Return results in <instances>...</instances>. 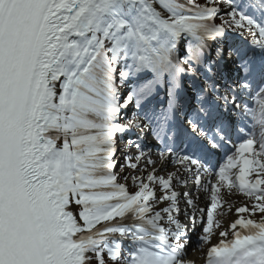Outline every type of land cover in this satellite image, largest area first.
Listing matches in <instances>:
<instances>
[{
	"label": "snow or ice",
	"instance_id": "6c2138e0",
	"mask_svg": "<svg viewBox=\"0 0 264 264\" xmlns=\"http://www.w3.org/2000/svg\"><path fill=\"white\" fill-rule=\"evenodd\" d=\"M0 264H264V0H0Z\"/></svg>",
	"mask_w": 264,
	"mask_h": 264
},
{
	"label": "rangeland",
	"instance_id": "374dc122",
	"mask_svg": "<svg viewBox=\"0 0 264 264\" xmlns=\"http://www.w3.org/2000/svg\"><path fill=\"white\" fill-rule=\"evenodd\" d=\"M242 202H243V197L236 196L232 198V203L235 204L236 206L240 205V203ZM228 219H232L231 216Z\"/></svg>",
	"mask_w": 264,
	"mask_h": 264
},
{
	"label": "bare ground",
	"instance_id": "6f19581e",
	"mask_svg": "<svg viewBox=\"0 0 264 264\" xmlns=\"http://www.w3.org/2000/svg\"><path fill=\"white\" fill-rule=\"evenodd\" d=\"M231 218L233 219V218H234V216H231Z\"/></svg>",
	"mask_w": 264,
	"mask_h": 264
}]
</instances>
